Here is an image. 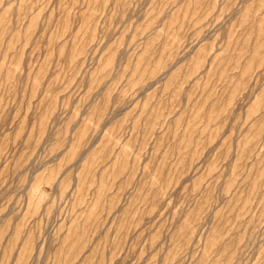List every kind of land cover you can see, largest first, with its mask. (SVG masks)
<instances>
[{
    "label": "rangeland",
    "instance_id": "374dc122",
    "mask_svg": "<svg viewBox=\"0 0 264 264\" xmlns=\"http://www.w3.org/2000/svg\"><path fill=\"white\" fill-rule=\"evenodd\" d=\"M0 264H264V0H0Z\"/></svg>",
    "mask_w": 264,
    "mask_h": 264
}]
</instances>
